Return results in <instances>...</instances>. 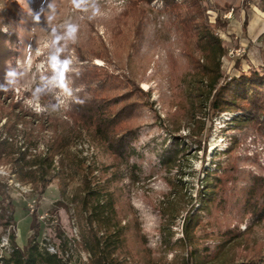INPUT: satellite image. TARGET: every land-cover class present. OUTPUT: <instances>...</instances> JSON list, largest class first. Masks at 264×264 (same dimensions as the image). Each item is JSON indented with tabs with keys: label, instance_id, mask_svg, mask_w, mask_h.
<instances>
[{
	"label": "rangeland",
	"instance_id": "rangeland-1",
	"mask_svg": "<svg viewBox=\"0 0 264 264\" xmlns=\"http://www.w3.org/2000/svg\"><path fill=\"white\" fill-rule=\"evenodd\" d=\"M199 1L209 24H214L219 15L227 21L224 29L214 30L226 50L219 59V83L239 76L240 72L262 68L264 45L239 44L235 39L236 24L232 20L240 14V9L249 14L264 15L263 0ZM224 5H229L230 9L221 13ZM93 7L99 9L95 14ZM162 7L159 0L151 3L144 0H94L93 3V0H89L87 10L77 9L72 0H0V12L11 19L20 41L12 64L17 76L10 86L11 92L0 101V247L2 244L9 246V236L14 234L19 247H24L29 240L34 239L41 246L53 247L62 257V252L66 251L69 264H89L88 255L80 247V229L73 202L75 190L80 186L78 178L69 184L64 196L60 194L56 180L39 194L32 185L17 179L12 160L18 157V151L25 152L27 159L44 156L48 154L52 142L63 136L68 128L64 122L68 119L67 112L73 99L70 85L72 75L79 66L91 65L111 75L125 72L142 91L148 92V101L154 110L152 113H156L161 123L171 127L173 133L176 132L174 135L189 145L185 160L180 163L181 172L165 175L153 160L147 159L143 162L144 170L139 180L126 177L113 186L119 195L117 208L121 213L122 225H130L131 229L146 237V240L141 241L143 243L131 245L130 242L133 262L128 264L185 263L187 251L177 249L171 252L175 248L170 242L175 243L183 237L182 222L184 217L199 208L194 202L204 186L206 173L214 169L215 159L229 146V132L225 129L231 115L212 114L210 100L205 96L193 103L197 107V110H193L192 100L185 95L189 90L187 82L194 75L203 82L208 81V78L199 69H194L191 60L182 54L187 49L199 57L195 45L178 44L179 29L168 23ZM142 9L150 25L146 29V44L156 46L151 60L144 62V79L136 70L141 64L139 55L133 52L128 57L125 47L129 42L120 39L117 25L118 15H121L128 29H132L140 19ZM69 24L75 25L71 39L65 36ZM122 33L129 37L126 29ZM260 38L258 40L263 42L264 36ZM77 49L86 50L89 56L91 51H99L97 54L104 55L106 50L110 59L105 62L92 57L79 61ZM237 51L241 52L236 56ZM53 55L58 56L60 62H69L66 70L51 62ZM170 65L175 66L178 73L174 71L175 74L170 76ZM189 71L192 76L188 74ZM61 84L67 85L71 95L65 94ZM175 88L181 105L172 107L171 110H177V114L173 123H170L165 112L169 109L167 104L170 101L163 94L172 97ZM125 91V88L119 87L118 91L103 96L110 97ZM158 134L166 136L163 129ZM135 145L140 147L142 142ZM65 152L73 163L82 166V171L89 178L92 172L90 179L100 182L105 177L110 178V170L105 172V166L111 163L116 165V159L94 145L85 132L74 136ZM234 156L240 158L238 165L241 171L262 174L264 180V139H243ZM62 158L64 160L65 153L55 157L56 166ZM30 207L33 208L32 213ZM177 209H182L180 215L176 217L174 225L169 227L164 220L169 215L173 216ZM161 210H164V214ZM247 223V219L239 223V230L243 233L241 244L246 237L247 245L244 243L243 246L262 247L264 250V220L249 231L246 229ZM211 230L206 221L197 228L195 238L199 253L206 247L213 251L217 241L210 236ZM171 233L173 236H169ZM232 251L233 246L226 244L218 252V260L210 264H219L223 255Z\"/></svg>",
	"mask_w": 264,
	"mask_h": 264
},
{
	"label": "trees",
	"instance_id": "trees-1",
	"mask_svg": "<svg viewBox=\"0 0 264 264\" xmlns=\"http://www.w3.org/2000/svg\"><path fill=\"white\" fill-rule=\"evenodd\" d=\"M144 1L151 3L155 0ZM159 1L163 4L162 10L168 23L179 29L178 44L195 45L199 57L187 49L182 54L191 60L190 64L194 69H199L208 78V81L203 82L194 75L188 80L189 90L185 95L192 100L191 105L205 96L210 100L209 109L212 114L231 115L225 129L229 132V146L215 159L214 169L206 173L204 186L194 202L199 208L184 217L183 237L175 243L170 242L175 248L171 252L177 249L187 251L184 264H210L218 260V252L229 243L233 246V251L223 255L219 264H264L262 247L243 246L247 240L245 237L241 244L243 233L239 230V223L244 219L248 220V231L264 220L263 176L251 171H241L238 165L240 158L234 156L243 139H264V65L262 68L240 72L239 76L219 83V59L226 50L214 30L224 29L227 21L219 15L214 24H209L199 0H181L180 3L176 0ZM229 9V5H224L221 13ZM262 10L264 11V0ZM10 20L8 15L0 12V84H6V73L13 70L12 64L20 44L16 27ZM117 25L120 39L129 42L125 47L128 49V57L134 52L139 55L138 61H142L136 70L144 79V62L151 60L156 48L155 45L146 44L149 19L145 10L140 11V19L132 29H128L121 15H118ZM246 26L247 21L244 20L242 33H245ZM124 29L129 31V37L123 35ZM97 52L99 51H91L89 56L86 50H76L79 61L92 57L109 61L106 50L104 55ZM170 56L173 58L172 53ZM236 65L238 69V63ZM174 71L175 66L170 65V76L175 74ZM175 72L178 73L177 70ZM188 74L191 75L190 71ZM70 85L73 99L67 112L68 119L64 122L68 127L63 132L65 135L53 141L48 148V154L44 156L27 159L25 152L18 151V157L12 160L14 173L20 182L32 185L39 194L56 180L62 196L69 184L78 178L80 186L75 190L73 202L80 229V247L88 255V263L128 264L133 262L130 242L133 245L146 240V237L131 229L130 225H122L121 213L117 208L119 195L113 189L114 184L126 177L139 180L144 170L143 162L147 159L153 160L165 175L181 172L180 163L185 160L189 145L182 138L176 137V132L173 133L171 127L161 123L156 113H152L148 92L142 91L125 72L111 75L97 67L81 65L73 73ZM119 87L126 91L110 97L103 96L118 91ZM176 89L173 90L172 97L163 94L170 101L167 104L169 109L165 110L170 123H173L177 114V110H171L172 107L181 105ZM10 90L11 88L7 91L0 90V101L8 96ZM192 106L194 111L197 110L195 104ZM162 129L166 133L164 137L158 134ZM82 132H85L94 145L116 159V165L111 163L105 166V172L110 170L109 179L105 177L102 182L90 179L92 172L89 178L82 171V166L73 163L65 152L73 137ZM139 141L142 145L137 147L135 144ZM64 153V160L60 159L56 166L55 157ZM181 210L177 209L173 216L166 217L164 221L169 227L174 225ZM161 211L164 214V210ZM205 221L212 229L210 236L217 243L213 251L206 247L199 253L195 232ZM170 235L173 236L172 233ZM68 262L49 253L34 239L29 240L24 247H19L14 234L9 236V248L0 249V264H69Z\"/></svg>",
	"mask_w": 264,
	"mask_h": 264
},
{
	"label": "crops",
	"instance_id": "crops-1",
	"mask_svg": "<svg viewBox=\"0 0 264 264\" xmlns=\"http://www.w3.org/2000/svg\"><path fill=\"white\" fill-rule=\"evenodd\" d=\"M234 1L235 0H233V2ZM232 15V13L229 15V23L231 24V22L234 21V23L236 24L235 39L239 44L249 43L250 45H264V40L263 42H260L261 40H258L261 39L260 36H264V15H261L260 13L249 14L248 12H244L240 9V14H237L235 16V19L231 21ZM244 20L247 21V26L245 33H242V24Z\"/></svg>",
	"mask_w": 264,
	"mask_h": 264
},
{
	"label": "clouds",
	"instance_id": "clouds-1",
	"mask_svg": "<svg viewBox=\"0 0 264 264\" xmlns=\"http://www.w3.org/2000/svg\"><path fill=\"white\" fill-rule=\"evenodd\" d=\"M93 3H94V0H93ZM72 4L77 9L87 10V5L89 4V0H72ZM49 7H51V5H49ZM98 11H99L98 8L93 7L94 14ZM74 29H75V25L69 24L67 26V29L65 30V36L71 39ZM57 39H60V37H57ZM57 51H59V49ZM51 62L53 64H59L60 66L64 67V70H66V65L67 63H69L68 61L60 62L58 59V56L56 55H53L51 57ZM16 76H17V73L15 70L8 71L6 73V84H0V90L7 91L10 88V86L14 84ZM61 87H62V90L65 92V94L71 95V90L68 89L66 84H61Z\"/></svg>",
	"mask_w": 264,
	"mask_h": 264
},
{
	"label": "built area",
	"instance_id": "built-area-1",
	"mask_svg": "<svg viewBox=\"0 0 264 264\" xmlns=\"http://www.w3.org/2000/svg\"><path fill=\"white\" fill-rule=\"evenodd\" d=\"M240 52H241V51H237V52H235V55L237 56ZM30 212H31V213L33 212V208H32V207H30ZM42 247H45L46 250H47L49 253L60 256L63 260H67V259H68V253H67V252L64 253V254H63L64 257H62L61 254H58V252H57L53 247H51V246H42ZM8 248H9V246H4V244H2L1 247H0V249H8Z\"/></svg>",
	"mask_w": 264,
	"mask_h": 264
}]
</instances>
